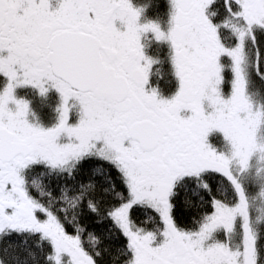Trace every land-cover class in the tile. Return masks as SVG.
<instances>
[{
  "label": "snow or ice",
  "instance_id": "1",
  "mask_svg": "<svg viewBox=\"0 0 264 264\" xmlns=\"http://www.w3.org/2000/svg\"><path fill=\"white\" fill-rule=\"evenodd\" d=\"M0 264H264V0H0Z\"/></svg>",
  "mask_w": 264,
  "mask_h": 264
}]
</instances>
